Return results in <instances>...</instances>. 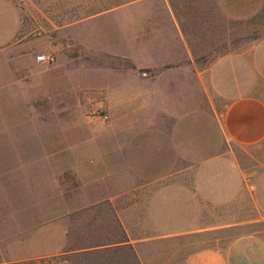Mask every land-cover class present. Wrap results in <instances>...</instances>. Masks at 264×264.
Masks as SVG:
<instances>
[{"label": "rangeland", "instance_id": "rangeland-1", "mask_svg": "<svg viewBox=\"0 0 264 264\" xmlns=\"http://www.w3.org/2000/svg\"><path fill=\"white\" fill-rule=\"evenodd\" d=\"M9 1L21 33L0 44V264H182L199 251H225L236 237L264 239V143H229L221 98L204 86L218 57L248 54L264 38V0H136L77 28L70 24L76 14L85 18L97 0ZM42 53L56 61L37 62ZM148 87L169 91L154 115L168 122L167 141L191 142V160L136 161L137 141L123 129L132 160L121 162L126 171L120 162L109 168L104 140L120 136L111 125L136 120L125 101ZM117 90L123 105L111 97ZM119 170L131 197L137 185L160 189L158 207L129 209L127 218L141 211L143 237L161 238L144 240L138 255L128 247L94 258L41 256L52 248L39 238L41 227L50 234L73 220L77 238H86L76 247L115 231L110 208L72 206L103 196Z\"/></svg>", "mask_w": 264, "mask_h": 264}, {"label": "crops", "instance_id": "crops-1", "mask_svg": "<svg viewBox=\"0 0 264 264\" xmlns=\"http://www.w3.org/2000/svg\"><path fill=\"white\" fill-rule=\"evenodd\" d=\"M133 1L136 0L129 2ZM235 1L248 2L255 0ZM118 6L96 11L91 15L87 14L83 19H80V15L77 13L76 16L79 19L72 21L70 24L73 23L72 25L76 27V25L83 23L86 18L91 21L92 19H100L108 13L121 11L117 8ZM239 6L238 4L236 7ZM20 29L21 19L17 6L9 0H0V44L14 41L21 33ZM181 38L184 39L182 35ZM19 41H22V39ZM187 64L189 68L191 66L190 62ZM205 79L207 83L204 82V86L208 87L207 84H209V88L213 89L216 96L221 98L223 109L220 110V126L227 141L237 147L246 149L262 145L264 143V38L258 41L248 54L228 53L218 57L208 69ZM207 87L205 88L207 89ZM148 89L151 90V94L147 91ZM168 92V90H157L152 87L136 90L135 95L133 93L128 95V99L125 101L126 104L123 102L124 94L121 90L111 93L115 103L135 106L136 120L134 122L122 123L119 121L112 123L111 128L119 131L120 136H109L104 140V155L105 159L110 162L109 168L116 170V162H120V169L126 171V165L124 163L122 165L121 162L132 160L127 159L128 156L133 155L132 152L127 151L125 145L124 137L127 130L132 131V141H137V156L134 159L136 161L141 163L154 162L167 158L161 155H173V157H168L175 160H191V142L179 140L176 143L174 139L171 142L167 141L163 129H168V122L157 121L155 118V109L159 107V109H165L167 106L165 99L169 95ZM156 96L164 97V99L158 101L155 99ZM123 129L124 136H122ZM204 160L205 163L201 166L203 174L208 171L209 165L208 158L205 157ZM119 172L120 179L114 184L105 186L103 196L87 198L84 200L85 204L83 206L80 204L72 206V208H110L115 219V231L111 233L112 235L100 232L96 234L97 238L96 235L92 238L88 236V245L81 244L76 247L75 241L86 240V238H77V230L79 229L77 224L68 219L59 221L52 226L51 229L54 231L50 234L47 233L49 231L46 230L47 227L40 228L39 238L41 240L45 239L50 244L52 243L51 249L49 247L44 251H40L41 256L66 257L71 255L77 258L86 256L94 258L105 251H117V249L121 250L128 247L134 249L138 255V247L143 246L144 240H158L161 238L152 235L143 237L145 224L143 223L141 211H137L134 218H127L129 209L144 210L158 207L159 197L156 194L160 192V189L153 184L137 185L135 195L131 197L125 180L122 182L121 170ZM141 175L143 177L144 173ZM235 176H238V170L235 171ZM181 191H183V188ZM170 201L175 203L177 199L172 196ZM90 229L94 231L96 226L90 227ZM148 230L151 234H154L155 230L153 228H148ZM165 237H169V235ZM182 264H264V239L258 235L236 237L225 251H199L191 254Z\"/></svg>", "mask_w": 264, "mask_h": 264}, {"label": "trees", "instance_id": "trees-1", "mask_svg": "<svg viewBox=\"0 0 264 264\" xmlns=\"http://www.w3.org/2000/svg\"><path fill=\"white\" fill-rule=\"evenodd\" d=\"M131 0H97L96 4L90 6L87 14L95 13L96 11L107 10L112 7L118 6L123 3H127Z\"/></svg>", "mask_w": 264, "mask_h": 264}, {"label": "built area", "instance_id": "built-area-1", "mask_svg": "<svg viewBox=\"0 0 264 264\" xmlns=\"http://www.w3.org/2000/svg\"><path fill=\"white\" fill-rule=\"evenodd\" d=\"M36 60L39 63L50 64L56 61V57L53 54L42 53L37 55Z\"/></svg>", "mask_w": 264, "mask_h": 264}]
</instances>
